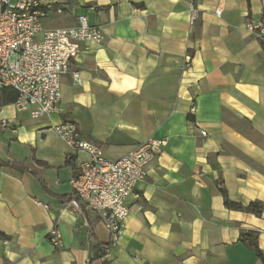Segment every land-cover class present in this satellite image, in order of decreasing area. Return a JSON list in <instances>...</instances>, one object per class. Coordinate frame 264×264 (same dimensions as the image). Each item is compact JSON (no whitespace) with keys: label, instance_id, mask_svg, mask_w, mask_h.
I'll return each mask as SVG.
<instances>
[{"label":"crops","instance_id":"crops-1","mask_svg":"<svg viewBox=\"0 0 264 264\" xmlns=\"http://www.w3.org/2000/svg\"><path fill=\"white\" fill-rule=\"evenodd\" d=\"M41 3L52 8L44 29L84 16L103 41L82 43L71 60L58 114L31 119L16 111L14 91L0 89V264H264V44L246 28L264 19V0ZM64 122L108 161L166 141L128 198L105 262L99 216L62 210L88 158L56 134ZM224 194L260 213L226 208ZM57 220L60 249L47 238Z\"/></svg>","mask_w":264,"mask_h":264},{"label":"built area","instance_id":"built-area-1","mask_svg":"<svg viewBox=\"0 0 264 264\" xmlns=\"http://www.w3.org/2000/svg\"><path fill=\"white\" fill-rule=\"evenodd\" d=\"M51 11L41 0H0V89L14 91L16 111L27 113L31 119L59 113L61 80L71 60L82 43L103 41L100 29L89 27L84 16L78 17L73 27L44 29L43 23ZM220 12L215 13L219 16ZM190 19L192 22L196 19L193 9ZM246 28L264 44V19L249 20ZM73 79L80 82L78 73L73 74ZM190 112H194L193 107ZM6 127L7 123L2 121L0 129ZM53 129L72 151L88 156L70 182L73 194L63 203L62 210L80 213L86 207L99 216L109 237L99 257L105 262L117 245L129 215L128 198L166 141L148 139L120 159L108 161L100 149L80 137L74 123L64 122ZM58 223L57 220L47 234L56 249L63 245Z\"/></svg>","mask_w":264,"mask_h":264},{"label":"trees","instance_id":"trees-1","mask_svg":"<svg viewBox=\"0 0 264 264\" xmlns=\"http://www.w3.org/2000/svg\"><path fill=\"white\" fill-rule=\"evenodd\" d=\"M15 99H16V97L14 98V100ZM9 167L16 168V169H18L20 171H26V169L24 167L19 166V165L12 164ZM224 205L228 209L242 210V211H245V212H252V213H254L256 215L259 214L260 213V210H261V206L258 203H250V204H248L246 206H242L239 203H235V202L228 201V199L226 198L225 194H224ZM0 238H4V235L2 233H0ZM249 244L254 249L255 253L258 256H261L260 251L258 250L257 244L254 242V240H250L249 241Z\"/></svg>","mask_w":264,"mask_h":264}]
</instances>
